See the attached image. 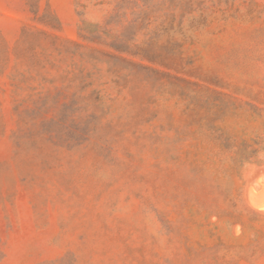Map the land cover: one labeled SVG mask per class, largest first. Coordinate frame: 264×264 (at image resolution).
Wrapping results in <instances>:
<instances>
[{
  "label": "rangeland",
  "instance_id": "rangeland-1",
  "mask_svg": "<svg viewBox=\"0 0 264 264\" xmlns=\"http://www.w3.org/2000/svg\"><path fill=\"white\" fill-rule=\"evenodd\" d=\"M0 264H264V0H0Z\"/></svg>",
  "mask_w": 264,
  "mask_h": 264
}]
</instances>
